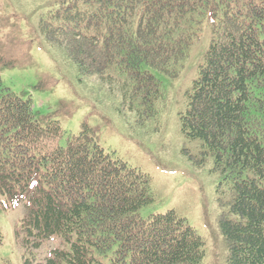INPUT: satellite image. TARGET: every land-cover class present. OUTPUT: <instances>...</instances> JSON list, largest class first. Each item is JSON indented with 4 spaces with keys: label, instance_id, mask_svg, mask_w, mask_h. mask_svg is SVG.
Listing matches in <instances>:
<instances>
[{
    "label": "trees",
    "instance_id": "obj_1",
    "mask_svg": "<svg viewBox=\"0 0 264 264\" xmlns=\"http://www.w3.org/2000/svg\"><path fill=\"white\" fill-rule=\"evenodd\" d=\"M57 1L39 22L45 39L82 76L151 113L163 90L150 69L177 77L209 25L182 130L228 190L227 264H264V0ZM18 64L0 53V66ZM63 134L0 76V194L12 206L26 201L17 231L25 264H204L202 237L175 210L140 215L155 200L147 174L113 158L86 126L66 146ZM49 241L58 244L38 259Z\"/></svg>",
    "mask_w": 264,
    "mask_h": 264
},
{
    "label": "rangeland",
    "instance_id": "obj_2",
    "mask_svg": "<svg viewBox=\"0 0 264 264\" xmlns=\"http://www.w3.org/2000/svg\"><path fill=\"white\" fill-rule=\"evenodd\" d=\"M58 6L57 0H0V53L19 61L16 66H0L4 85L31 98L37 118L59 120L64 131L60 145L66 146L85 126L91 129L113 158L149 176L155 200L140 209L143 218L175 210L202 237L204 264H227L221 220L229 212L228 190L213 158L203 154L199 140L187 138L181 120L209 47V25L177 77L150 69L163 90V98L154 103L155 113H151L138 102V107L132 106L120 90L110 88L98 76H82L64 48L45 39L39 30L40 19ZM25 215L26 201L12 206L0 194L3 262L25 264L27 250L17 236ZM57 244L45 242L34 252L43 259Z\"/></svg>",
    "mask_w": 264,
    "mask_h": 264
}]
</instances>
